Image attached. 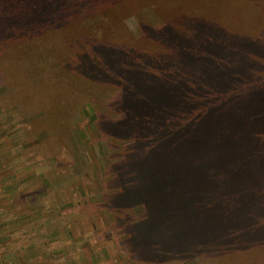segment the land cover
<instances>
[{"label":"rangeland","instance_id":"rangeland-1","mask_svg":"<svg viewBox=\"0 0 264 264\" xmlns=\"http://www.w3.org/2000/svg\"><path fill=\"white\" fill-rule=\"evenodd\" d=\"M0 253L264 264V0H0Z\"/></svg>","mask_w":264,"mask_h":264},{"label":"trees","instance_id":"trees-1","mask_svg":"<svg viewBox=\"0 0 264 264\" xmlns=\"http://www.w3.org/2000/svg\"><path fill=\"white\" fill-rule=\"evenodd\" d=\"M37 3V2H36ZM32 5V7L33 8H35L36 6H37V4L35 5V4H31ZM82 28H84V30L83 29H80V30H78V32H81V31H83V33H85L86 35H87V33H86V29H87V27L85 26V24L83 25V27ZM63 30V33L62 34H58V35H56V36H53V39L51 40V39H49V41H50V43H54V41L53 40H56V43H61V41L63 40V37H64V35L65 34H67V32H69V31H72L71 30V28L70 27H64V29H61V31ZM66 32V33H65ZM39 43H42L41 41H39ZM39 43L37 42H35V44L36 45H39ZM45 43V42H44ZM12 48H15V47H12ZM16 51V49H12V51H10V53H9V57L14 53ZM13 56H14V54H13ZM9 62H11L10 60H9ZM92 116L93 115H91L90 116V118H92ZM260 131V130H259ZM259 131H256V132H259ZM234 134V133H233ZM253 134H255V132H253V133H251L250 131H244V132H242V131H240V132H238V133H235V135H230V136H233V139L234 140H236L235 142H236V144H239V147H237V148H235V147H233V146H231V148H229V154H231V156L232 157H235V158H239V157H243V156H245V155H247V154H249V151H250V144H252L251 146H255L256 147V145L257 144H255L256 142H254L255 140H254V137H253ZM255 136V135H254ZM252 140V143L250 142ZM233 143V142H232ZM254 147V148H255ZM3 147H1V149H2ZM5 148V147H4ZM233 148V149H232ZM5 150V149H4ZM253 151V150H252ZM4 152V151H3ZM13 156L15 157V155L13 154ZM234 162V161H233ZM235 164H236V162H234ZM8 188H5V190H4V193H6V192H8L9 193V187L10 186H7ZM13 189V188H12ZM12 189H10V190H12ZM4 199H6L7 200V198L6 197H4ZM9 199V198H8ZM257 207V206H256ZM34 211V210H33ZM6 212V211H5ZM7 219H9L8 218V216L6 217L5 215H3V217H2V220H3V222L4 221H6ZM7 221H9V220H7ZM12 221V220H11ZM14 221V220H13ZM13 221L12 222H10V223H13ZM4 223H6V222H4ZM240 226H242V228H245V227H247L246 226V224L245 225H240ZM8 227H11V224H9L8 225ZM249 227V226H248ZM3 229H5V228H3ZM2 229V230H3ZM255 234V233H254ZM240 236H241V234H239ZM239 236V237H240ZM255 236L257 237V235L255 234ZM261 238L259 237L257 240H253V242H251V245L253 244V245H257V246H259L258 244H260L259 243V240H260ZM261 242V241H260Z\"/></svg>","mask_w":264,"mask_h":264},{"label":"crops","instance_id":"crops-1","mask_svg":"<svg viewBox=\"0 0 264 264\" xmlns=\"http://www.w3.org/2000/svg\"><path fill=\"white\" fill-rule=\"evenodd\" d=\"M35 257H39V256L38 255H36V256H34V255L24 256L23 261L21 263H18L15 261L12 262V256L10 253H5V254L0 253V264H36L37 259ZM40 257H43V256L40 255Z\"/></svg>","mask_w":264,"mask_h":264}]
</instances>
